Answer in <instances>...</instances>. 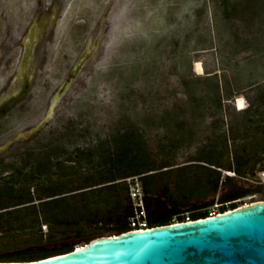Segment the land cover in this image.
Segmentation results:
<instances>
[{"label": "rangeland", "instance_id": "rangeland-1", "mask_svg": "<svg viewBox=\"0 0 264 264\" xmlns=\"http://www.w3.org/2000/svg\"><path fill=\"white\" fill-rule=\"evenodd\" d=\"M32 24L29 91L0 118V186L27 202H0V261L117 235L112 224L85 221L78 230L50 228L39 202L61 193L72 208L87 204L90 219L119 212L124 203L116 207L98 188L107 183L90 185L128 141L145 159L131 166L150 175L156 194L167 186L181 217L232 210L220 204L230 186L249 191L235 206L264 202L259 172H233L236 160L264 155V0H0V97L20 83ZM97 35L93 58L53 101ZM117 167L122 185L127 166Z\"/></svg>", "mask_w": 264, "mask_h": 264}, {"label": "water", "instance_id": "water-1", "mask_svg": "<svg viewBox=\"0 0 264 264\" xmlns=\"http://www.w3.org/2000/svg\"><path fill=\"white\" fill-rule=\"evenodd\" d=\"M53 18L52 15L49 20ZM45 23L47 20L42 21L40 29ZM35 28L32 24L28 30L19 63V78L27 84H21L1 100L0 118L29 91L32 75L26 79L24 76L36 42ZM98 40L99 35L81 52L53 101L61 97L93 58ZM65 244L44 248L58 249ZM81 248L41 259L0 264H264V202L192 221L96 237Z\"/></svg>", "mask_w": 264, "mask_h": 264}, {"label": "trees", "instance_id": "trees-1", "mask_svg": "<svg viewBox=\"0 0 264 264\" xmlns=\"http://www.w3.org/2000/svg\"><path fill=\"white\" fill-rule=\"evenodd\" d=\"M128 139V137H127ZM135 144L132 142H127V144H123L122 146L116 148L112 153L110 159H109V167L106 171V174L101 177V179L97 180L95 184L90 185V186H96V185H101L105 184L103 186H100V191H105L108 192L109 195L113 198V202L115 206L119 207L121 205L120 203L123 202L124 204L121 205V210L119 212L114 213L113 211L110 212L108 215L102 216L98 219H90L87 218L86 215L90 214V208L87 206V204H81L79 207H71L70 205L66 204L64 201V196H60L61 193H54L52 195H48L45 200H42L39 202V207L41 208L42 211V219L48 223L50 228L53 229H76L78 230L82 225L83 221L87 222V225L91 223H101L103 225L105 224H112V228L116 231L117 234L129 231V225H128V217L131 214V207H130V201L129 197L126 193L125 188L122 185H116L118 183H115V180L117 179V176L115 175L116 171H119L117 165H124L127 166V169L123 172V174L126 176H131V175H137V174H143L141 177L142 181V186L143 190L145 193V208H146V213H147V221L149 224V227H156V226H163V225H168L172 224L173 221L181 222L183 217L179 216L180 213H182L181 209L178 208V206L175 204L174 200L169 196L170 194H167V186H164L162 191L157 192L154 188L151 186V182L147 181L146 177L150 175H145V172H142V168L139 167L138 165L131 166L135 162H138L140 159H143L141 157V151H135L134 152V146ZM145 161V159H143ZM247 159H242V160H236L235 167H233V172L234 173H241L243 172L246 174L243 169L245 164H246ZM220 168V166H217ZM38 169H42L43 165L39 164L37 166ZM145 168V167H143ZM228 169L226 170H231V167H227ZM147 171H150L147 170ZM219 173V172H218ZM30 176V175H29ZM31 178V176H30ZM230 178V177H229ZM218 179L219 176L216 179V183L214 185V190L216 191L218 188ZM89 186V187H90ZM91 190V189H89ZM89 190H84V191H79L74 193L75 196H83L88 194L87 191ZM122 191L124 195L122 196V201L119 200L117 191ZM48 192H54L52 187H48ZM249 191L248 190H241L236 188L235 186H230L227 191L224 193H221L220 196V204H223L225 202H232V207L231 209H234L236 206L233 205L234 200L245 196ZM152 194L154 195L152 197ZM5 197H8L7 200H9L11 203H13L11 206H20L23 205L27 202L24 201L25 195L22 193H16L10 186L7 184H4L0 186V202L5 203L3 201ZM262 202V201H261ZM0 203V209L4 208L3 204ZM255 203V202H254ZM156 205L157 207L160 208V210H165L167 213V216L164 218H158L157 215L154 214L153 207ZM195 206V205H194ZM25 207V206H24ZM31 208L33 211H36L34 205L32 204ZM120 208V207H119ZM117 209V208H116ZM225 209H222L218 213L224 212ZM10 212V211H6ZM10 214V213H8ZM86 214V215H85ZM176 216L178 220H173V217ZM210 215L207 214V212L202 213L198 216H190L192 220L200 219V218H205ZM1 222V221H0ZM176 223V222H175ZM116 236V235H113ZM111 236V237H113ZM82 246L75 247L76 248H81ZM71 249L59 252V251H49V250H34V251H29L25 255H17L14 259H7V261H28V260H35V259H41L45 257H49L55 254L67 252Z\"/></svg>", "mask_w": 264, "mask_h": 264}, {"label": "built area", "instance_id": "built-area-1", "mask_svg": "<svg viewBox=\"0 0 264 264\" xmlns=\"http://www.w3.org/2000/svg\"><path fill=\"white\" fill-rule=\"evenodd\" d=\"M143 174L124 177L116 182L122 183L129 197L131 214L128 217L129 231L148 229L147 213L145 208V193L142 186L141 177ZM259 179L255 182L264 185V170L259 172ZM240 199H236L235 202ZM243 205H246L244 202ZM237 205L236 207H238ZM214 215V214H213ZM181 222L192 221L189 215L182 216Z\"/></svg>", "mask_w": 264, "mask_h": 264}, {"label": "flooded vegetation", "instance_id": "flooded-vegetation-1", "mask_svg": "<svg viewBox=\"0 0 264 264\" xmlns=\"http://www.w3.org/2000/svg\"><path fill=\"white\" fill-rule=\"evenodd\" d=\"M26 75L24 76L25 78L24 79H26L27 78V76L29 75V74H27V70H26ZM20 79V83H19V85L17 86V88L21 85V84H27L25 81H23L21 78H19ZM14 90V89H13ZM13 90H6L3 94H2V97H0V102H1V100L6 96V95H8L10 92H12ZM3 115H4V113H3ZM2 115V116H3ZM243 169H245L244 171L245 172H247V173H250L251 174V176L253 177L254 176V174H255V172H261V171H263L264 170V155L262 156V157H259L258 159H254V161H251L250 162V164H249V161H246V164H245V166H244V168ZM258 170V171H257ZM260 170V171H259ZM72 249V248H71ZM76 249H81V248H76Z\"/></svg>", "mask_w": 264, "mask_h": 264}, {"label": "bare ground", "instance_id": "bare-ground-1", "mask_svg": "<svg viewBox=\"0 0 264 264\" xmlns=\"http://www.w3.org/2000/svg\"><path fill=\"white\" fill-rule=\"evenodd\" d=\"M257 203H263V202H255V203H252V204H249V205H245V206H242V207H238V208H235V209H241V208H243V207H249V206H252V205H254V204H257ZM233 210V209H232ZM232 210H229V211H226L225 213H229L230 211H232ZM224 213V212H223ZM218 214H222V213H218ZM214 215H216V214H214ZM173 224V223H172ZM82 249V248H81ZM77 251H79L80 249H76Z\"/></svg>", "mask_w": 264, "mask_h": 264}]
</instances>
